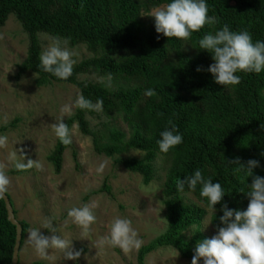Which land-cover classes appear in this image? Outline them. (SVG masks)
Listing matches in <instances>:
<instances>
[{
	"label": "trees",
	"instance_id": "16d2710c",
	"mask_svg": "<svg viewBox=\"0 0 264 264\" xmlns=\"http://www.w3.org/2000/svg\"><path fill=\"white\" fill-rule=\"evenodd\" d=\"M168 0H0V27L14 15L28 36L25 61L19 73H35L39 87L53 82L76 86L80 94L95 102L103 101L102 110L111 122L95 131L89 117L97 112L77 108L66 121L71 128L78 122L80 131L92 138L98 155L114 159L132 173L140 174L144 185L155 177V162L159 156L168 161L163 185L166 209V231L138 252L137 264H145L151 253L162 248H174L185 259H191L198 239L188 240L187 231L201 223L205 211L184 201L192 195L201 203L199 186L196 191L178 192L176 184L199 168L205 177L219 182L225 190L222 203L229 208L247 207V178L229 162L239 157L260 161L254 175L264 177V72L240 73L236 86L216 84L207 71L213 62L209 53L201 51L198 39L207 31L228 25L233 31L247 30L255 40H264V0H207L209 15L218 23L205 26L188 40L167 38L157 34L154 21L146 14L151 8ZM68 37L69 47L84 46L92 54L74 65L73 75L59 80L39 69L42 51L40 34ZM197 67L202 71L197 72ZM82 76H96L105 81H81ZM110 76L111 80L106 78ZM152 88L151 97L144 91ZM171 121L183 136V142L169 153H160L159 133ZM18 120L0 128V133L16 126ZM125 125L123 130L119 124ZM70 145L58 140L48 157L55 174H60L63 155ZM131 151L143 157L121 158ZM102 191L109 192L105 185ZM10 198V197H9ZM12 203V201H11ZM202 204V203H201ZM13 205V203H12ZM206 207L205 204H202ZM212 216V226H219V211ZM207 208V207H206ZM15 216L17 215L14 210ZM22 227L21 248L29 230ZM16 228L7 215L0 198V264H12Z\"/></svg>",
	"mask_w": 264,
	"mask_h": 264
},
{
	"label": "rangeland",
	"instance_id": "374dc122",
	"mask_svg": "<svg viewBox=\"0 0 264 264\" xmlns=\"http://www.w3.org/2000/svg\"><path fill=\"white\" fill-rule=\"evenodd\" d=\"M39 38L43 47L47 43L45 35L42 33ZM28 45L27 34L15 16L10 15L5 25L0 27V128L13 121L18 122L14 128L0 133L8 136V143L0 146V164L5 165L10 178L6 194L13 203L18 221L27 222L31 228L39 227L46 218H51L53 227L58 231L55 234L72 241L73 250L80 251L81 256L71 261L64 259L62 252L49 250L51 259H42L27 243V232L20 250L19 264H137L139 250L167 228L163 185L168 161L159 156L155 162L153 181L144 185L140 174L115 164L114 159L98 155L94 151L92 138L84 135L78 127L70 147L63 155L62 170L60 174H55L48 160L58 143L51 124L59 119L66 123L76 112L77 108L70 113H62L60 109L74 101L80 91L74 85L56 82L39 87L35 73L20 74L18 67L27 57ZM74 50L77 63L92 56L84 46L74 47ZM80 80L105 81L96 76H82ZM88 119L91 129L95 131L111 122L101 112ZM119 125L127 130L125 125ZM14 150L25 157V162L28 159L34 162L39 160L42 167L17 172L7 159ZM119 157L140 159L143 153L131 151ZM105 185L109 192L102 191ZM184 201L205 211L201 223L187 231V239L201 241L215 235L211 223L214 212L192 195H185ZM83 203L96 205V222L87 230L70 220L65 223L67 210ZM117 216L132 221L144 241L139 249L123 251L119 247L99 243L107 233L108 225ZM41 232L51 235L47 229L42 228ZM145 264H191V259L183 258L174 248H162L148 255Z\"/></svg>",
	"mask_w": 264,
	"mask_h": 264
},
{
	"label": "clouds",
	"instance_id": "9594fccd",
	"mask_svg": "<svg viewBox=\"0 0 264 264\" xmlns=\"http://www.w3.org/2000/svg\"><path fill=\"white\" fill-rule=\"evenodd\" d=\"M147 16L153 19L154 29L157 34L167 38L188 40L193 33L200 32L205 26L212 27L218 23L214 15H209L207 0H168L167 3L151 8ZM47 43L39 54V69L49 73L59 80H67L73 75L75 58L77 53L69 47L68 37L45 34ZM198 47L201 51L210 54L212 63L207 71L213 76L216 84L236 86L240 83V73L260 74L264 72V40L253 41L252 35L247 30L233 31L228 25H222L214 31L205 32L198 39ZM197 72L202 68L197 67ZM108 81L111 77L106 78ZM155 94L152 88L144 91V95L151 97ZM103 101L99 98L93 102L82 94H78L74 101L64 104L60 111L70 113L73 108L85 112H97L102 110ZM78 128V122H73L71 128L59 119L51 124L55 137L63 145L72 143L73 135ZM264 131V124L260 125ZM157 146L160 153L167 154L183 142V136L171 121L160 133ZM8 143V136L0 134V146ZM22 151V150H21ZM264 156V152L261 153ZM8 162L17 172H25L29 169H40L39 160L34 162L28 159L25 162L23 155H18L14 150L8 154ZM234 164L237 171L245 177H251V184L247 187V207L243 210L229 208L227 203H222L225 190L219 182H213L210 177H205L197 168L191 175H186L178 180L176 188L178 192H194L199 186L201 203L207 209L216 212L219 209V226L215 235L198 241L191 258V264H264V177L254 175L253 170L260 168V161L249 159L242 163L239 157L229 162ZM100 169H97L99 171ZM10 178L5 171V165L0 164V196L8 191ZM95 203H83L70 207L67 212L69 220L80 226L83 230L96 222L94 213ZM210 224V223H209ZM208 224V225H209ZM195 228V226H192ZM47 229L51 235H44L41 229ZM57 228L53 227V220L46 218L39 227H31L28 230L27 243L35 254L45 260L51 259L49 250H58L63 253L66 260L76 261L81 252L74 251L72 241L61 235H56ZM99 243L119 247L123 251L139 249L144 241L139 237L132 221L128 218L115 217L108 225L107 233Z\"/></svg>",
	"mask_w": 264,
	"mask_h": 264
},
{
	"label": "water",
	"instance_id": "95a60500",
	"mask_svg": "<svg viewBox=\"0 0 264 264\" xmlns=\"http://www.w3.org/2000/svg\"><path fill=\"white\" fill-rule=\"evenodd\" d=\"M0 198H2L5 203L9 222L16 228V241L13 251L12 264H19V256H20L21 241H22V227L20 221L17 220L14 214V208L9 196L6 193H4L3 196H0Z\"/></svg>",
	"mask_w": 264,
	"mask_h": 264
}]
</instances>
